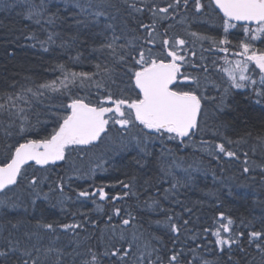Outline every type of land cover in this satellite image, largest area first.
<instances>
[{"label": "snow or ice", "instance_id": "6c2138e0", "mask_svg": "<svg viewBox=\"0 0 264 264\" xmlns=\"http://www.w3.org/2000/svg\"><path fill=\"white\" fill-rule=\"evenodd\" d=\"M71 3L75 10L72 21L77 35L70 41L61 39L58 47L67 51L78 44H86V40H79L81 29L93 37H100L98 46L91 49L96 54L95 70L74 71L69 63H57L53 71L59 75L55 79L36 81L26 78V83L11 85L13 91L0 93V264H69L66 257L71 258L70 264H104L105 259L109 264H197V261L199 264H242L241 259L235 258L237 252L243 257L250 255L253 248L259 257L258 264H264V214L254 218L261 224L257 230L253 220L241 218L236 225L231 216L218 212L217 219L212 221L218 227L202 229L203 233L211 232L215 237L214 248L206 249L213 259L197 255V250L205 247L203 242L185 251L180 235L182 230L191 231L188 227L191 221L180 213L175 216L168 214L172 210L163 208L159 200L149 198L151 202L146 201L147 210L159 209L164 213L163 220L153 223L171 233L172 247L167 248L161 237L141 231L142 225L134 223L137 217L116 206L128 197L139 198L135 190V175L128 177L127 181L117 180L113 185L77 192L82 207L91 199L96 210L103 212L104 207L97 202L98 197L99 201L111 202L113 214L121 218L120 225L111 227L112 236L102 252L79 241L74 242L70 252L66 245L58 244V230L79 236L76 230L84 227L82 223L36 219L33 224L19 213L16 218H9V214L17 212L22 205L24 212L28 213V206L24 204L25 194L30 199L33 212L39 199L49 201V192L58 189L63 195V177L56 182L55 188L49 183V192H43L41 186L49 177L37 173L49 172V166L57 162L67 163L73 151L83 153L105 142L115 145L117 155L121 152L135 153L133 161L144 168L147 158L153 155L154 141H175L177 149L181 146L189 148L197 146L194 138L199 135L202 138L198 151L217 163H240L241 175L251 180L252 185L256 184L258 175L259 189L264 190V48L258 49L254 45L258 40L264 43V0H169L164 7L158 6L154 0H71ZM17 6L23 8L25 19L37 25H55L59 18L56 12L51 11L52 7L59 10L58 6L50 4L49 0H39V3L36 0H0V8L5 11ZM181 9L185 15L177 20ZM146 12L150 13L151 23L138 18ZM189 13L194 18L204 17L206 22H214L218 29L222 28V34L218 31L217 36H208L185 29L191 40L176 34L169 35L175 25L168 23L165 26L161 22L185 24ZM117 20L121 24L119 35ZM130 23L136 27H131ZM158 28H163V33ZM230 29L242 30V38L235 44L229 38ZM141 32L145 35H140ZM28 38L36 39L35 35ZM59 38V32H49L47 39L39 43L47 52L49 48L45 45L55 44ZM205 42L209 44L207 49L203 48ZM197 44L201 53L215 50L225 54L220 59L224 61L221 71L226 80L224 84L211 82L219 92L218 100L205 94L210 82L207 75H193L187 71L188 67L200 69L204 74L209 71L203 63L206 61L203 54L199 58L202 63L195 62ZM233 47L237 50L231 52ZM229 54L239 59L229 60ZM68 59L72 63H81L83 53L77 52ZM212 63L215 66L216 62ZM117 69H120L119 73ZM117 75L127 77V81L121 79L118 85ZM114 86L119 89V95L113 91ZM74 88L86 94H74ZM233 90L248 93L247 99L258 106V113L252 115L248 110L233 108L229 103ZM49 94L63 97L67 102L56 105L55 111L51 110L53 106H49L46 113L38 110L44 99H51ZM206 101L216 103L217 112L213 116L224 113L225 109L236 112V115L231 121L220 120L209 126ZM42 116L45 118L41 119ZM257 118L262 130L255 136L246 128L240 131V125L247 126L250 120ZM49 123L52 125L50 130ZM230 133H236V138L233 139ZM205 135L209 139H203ZM167 154L174 155L173 149H168ZM257 154L261 163L253 159ZM163 156L164 152H161L157 160ZM173 164L180 167L175 160ZM96 168H101V165ZM96 168L90 169L91 175L95 174ZM29 169L33 170L30 178ZM182 170L187 174L186 181L173 175L171 165L161 166L164 176H172L170 187L163 190L165 200L174 190L192 181L189 170ZM84 176H89V173ZM213 176L215 178L214 173ZM116 185L123 191L115 195L105 191L106 187L115 188ZM248 196L255 202V187L241 198ZM59 203L61 211H64L63 200ZM260 203L264 204V201ZM184 212L191 214L192 209L185 206ZM122 213L126 216L122 217ZM80 214L88 219L86 213ZM108 220L111 221L112 216ZM22 227L23 232L20 231ZM117 227H120L118 238ZM195 238V235L189 237L193 241ZM188 253L192 254L191 259L186 258ZM248 264H257L256 257H252Z\"/></svg>", "mask_w": 264, "mask_h": 264}, {"label": "trees", "instance_id": "16d2710c", "mask_svg": "<svg viewBox=\"0 0 264 264\" xmlns=\"http://www.w3.org/2000/svg\"><path fill=\"white\" fill-rule=\"evenodd\" d=\"M36 2L39 3V0H36ZM154 2L158 6L164 7L169 2V0H154ZM49 3L58 6L59 9L57 10V7H52L51 9V11L56 12L59 17L56 20L55 25H37L33 21L25 19L23 15V8L20 6H17L10 11H5L0 8V93L13 91L11 85L14 83L17 85L26 83V78H32L36 81L55 79V77L59 75L58 72L53 71V68L57 63H69L74 71L90 72L95 70L93 65L97 62L95 58L96 54L92 53L91 49L93 46H98L101 38L93 37L91 33H86L85 30L81 29L82 34L79 35V40H86V44H78V46H75L67 51L59 48L58 45L60 44L61 39L70 41L72 36L77 35L76 26L72 21V16L74 15L75 10L72 8L71 0H49ZM178 12L179 20L182 16H184V11L181 9L178 10ZM190 17L194 18L191 14ZM77 18L82 19V17ZM138 18L142 19L144 23H151L150 13L146 12L143 17L138 16ZM172 22L173 21H164L161 23L167 26L168 23ZM115 23L117 26V34L119 35V29L121 27L120 21L117 20ZM130 26L136 27V25L132 23H130ZM186 26L181 24L180 30H177L176 33L173 31V27L170 30L169 35L176 34L184 37L187 40H191V37L186 35L185 29L189 31L193 30L188 28L189 24L186 23ZM197 30L200 33L206 35V30ZM158 31L163 33V28H158ZM49 32H59L60 38L56 40L55 44H46L45 47H48L49 51L45 52L41 48L39 41L46 40ZM139 34L145 35L142 32ZM31 35H35L36 39H29L28 37ZM236 37L237 35L234 32H232L229 36L233 43L236 42ZM203 45H205V43ZM195 51L198 54L200 49ZM77 52L83 53L82 62H70L68 59L69 56H75ZM119 72L120 69H117V73ZM198 74H200V69ZM121 79H123L125 82L127 81V77L121 78V76L117 75L118 85L120 84ZM94 91L95 90H93V92ZM113 91L119 95V89L117 87L114 86ZM73 93L79 95L86 94L85 91H82L78 88H74ZM49 95L51 96V99H44L43 104L38 106V110L46 113L49 106H53L51 110L55 111L56 105H59L62 102H67L65 98L56 94ZM244 95H248V93L245 94L244 92H233L229 97V103L233 108L237 109V111L248 110L250 114L256 115L258 113V106L253 107L249 103L247 104L244 101ZM214 112L217 111L213 110V113ZM235 115L236 112H232L230 109H225L224 113H217L213 123L210 124V126L218 123L220 120L231 121ZM44 118V116L41 117V119ZM33 121H35L34 116ZM51 126V123H49V130L51 129ZM245 128L247 130H251L254 136L262 130L261 122L258 118L250 120L247 126H239L240 131L245 130ZM230 134L233 136V139L236 138V133ZM113 135H115V132H113ZM194 139L197 141L196 147L183 148L181 146L179 149H177V142L175 141H169L165 143H161L158 140L154 141L153 147L151 148L153 155L147 158L144 168H140V166L133 161L132 157L135 155V153L130 155L128 152H126L124 154L118 155L115 157V167H113L111 170V180L109 181L107 176L110 174V168L107 164H105L104 174H97L100 172V169L103 166V162L100 161L99 163L101 168H99V170L95 173V175L99 177V180L96 177V180H94L93 183L90 181L89 183H91L90 185H93L94 189L95 187L102 185L116 184L117 180L127 181L128 177L135 175L137 177L135 190L139 193V198L128 197L125 200L120 201V203L125 206V209L132 212V214L137 217V220L134 223H136L138 226L142 225L140 230L146 231V234L151 233L155 236L161 237L167 248L172 247L171 233L167 232V230L163 227H158L155 223H153L155 220H163L164 213L160 212L159 209L155 211L147 210L146 201L151 202L149 198L159 200L163 208H170L172 210L168 214L175 216L177 213H180L184 219H189L191 221L188 225L191 231L185 232L182 230L180 235V241L185 245V251H187L188 247H195V244L203 242L205 247L198 249L197 255L207 259H213V256L206 249L214 248L213 241L215 240V237L211 235V232L206 234L203 233L202 229L204 227H218V224L214 226L212 221L217 219L218 212H224L226 215L231 216L235 220L236 225H239L241 218L245 219L246 221L253 220L254 227L259 230L261 228V224L259 223L258 219L254 218H258L264 214V204L260 203V201H264V190L259 189L258 175L256 184L252 185L251 180L241 175L240 163H234L230 165L222 161L224 165H222L221 168H223L224 171H221L220 167L215 171L206 169V172H199L195 177L194 182L199 181L201 182L200 184L206 186V188L200 189V192L194 191L186 193V197L183 196L185 193L183 194V192L180 191L179 198L167 204L165 200L161 198V194L164 190V186L161 184V166L168 167L171 165L173 170L176 167V165L173 164V160H175L179 165H181L180 167L182 169H188L191 171L196 169L199 162L205 158L207 164V158L209 156L198 151V144L201 140V137H195ZM105 145L106 142L99 144L97 147L83 153L73 151L68 158V162L81 161L84 155L86 157V155H89V153L93 150H97V155L102 154ZM168 149H173V156H175L176 153L186 152L189 154V158L180 160L179 158L174 157L175 159H173L168 154H166ZM161 152H164L166 156L162 157L160 160H157V157L160 156ZM253 159L256 160L257 163H261V157L259 154L253 157ZM65 164V162H61L60 164L49 166L50 171L47 173H37V175L46 174L49 177V180L41 186L43 192H49V183H51L52 187L55 188L56 182L61 177H63L65 180L64 190H82L81 187L88 184L87 181L86 183H80V180L76 177L66 178L65 166L67 164ZM213 173L215 174V178ZM28 174L30 178L33 174V170L29 169ZM145 181H148V183L145 184ZM242 184L249 185L250 187H241L240 185ZM253 187H255L257 191L255 202L251 196L241 198L244 193L252 191ZM105 191L108 192L109 195H115L117 192H122L123 189L119 185H116L115 188L106 187ZM58 194L59 190L57 189L54 192H49V201H44L42 198L39 199L37 201L35 212H33L30 199L25 194L24 204L28 206V213L24 212V207L22 205L21 208L17 210V212L10 213L9 218H16L17 213H19V215L31 220L33 224L35 223L36 219H43L46 222L57 221L58 223H82L84 227L76 230L79 233V236H76L72 232L64 234L58 230L60 234V240L58 241V244L61 246L66 245V250L69 252L75 246V241H79L84 245L92 246L94 249H97L101 252L104 251L105 245L112 236L111 227L113 225H120L121 218L116 217L113 214V206L104 207V211L101 212L97 211L95 208L90 209L91 205L88 204V202L91 201V199L87 200L85 202L86 204H84L82 207L76 197V203L71 201L65 205L63 204L64 211H61V204H54V201L60 199H56L55 197ZM96 199L99 203V198L97 197ZM175 201H180L181 203H176ZM104 203L109 202L102 201L99 204ZM116 206L120 207V205ZM185 206L192 209L191 214L184 212ZM72 213H76V215L73 216ZM80 213H86L88 219H85ZM109 216H112L111 221L108 220ZM123 216H126V213H122V217ZM180 222L182 223V221ZM120 227L116 228L117 238L120 232ZM20 231L23 232L24 228L22 227ZM127 231L130 235L131 228H129ZM193 235L196 237L195 241L189 239V237ZM205 237L207 238L205 239ZM113 242L116 241L114 240ZM44 243L46 244L47 240H45ZM157 246L159 247V245ZM179 247L180 245L178 244L177 248L179 249ZM252 257H256L258 264L259 257L256 254L254 248L250 250V255H245L243 257H241L237 252L235 258L241 259L242 264H248ZM186 258L191 259L192 254L188 253ZM65 259L70 264L71 258L66 257ZM104 264H109V261L105 259ZM197 264H199L198 261Z\"/></svg>", "mask_w": 264, "mask_h": 264}, {"label": "bare ground", "instance_id": "6f19581e", "mask_svg": "<svg viewBox=\"0 0 264 264\" xmlns=\"http://www.w3.org/2000/svg\"><path fill=\"white\" fill-rule=\"evenodd\" d=\"M244 96H245L244 97V101L247 104L249 103L251 106L256 107V105L251 103L250 99H247L248 95H244ZM217 100H218V98H217ZM205 104H206V111L208 113V124L210 126V124L213 123L214 118H215V116H213V110L217 111V107H216V103L213 102V101H206ZM203 139H209V137L207 135H205V136H203ZM114 149H115V145H110L109 144V145L105 146V148L103 150V153L101 155V160H100L101 162H103L104 168L102 166L103 170L101 168L100 172L97 173L98 175H103L104 171H105V164H107L109 166V168H110V174L107 176L108 181L111 180V176H110L111 175V170H112L113 167H115L114 160H115V157L118 156L117 154H115ZM124 153H126V152H121L119 155L124 154ZM166 154H167V152H166ZM166 154H164L163 157H165ZM169 156L172 157L173 159H175L174 157L179 158L180 160H181V158L182 159L189 158V154L186 153V152L176 153L175 156H173V155H169ZM222 165H224L223 162H220V163L217 164V162L212 160L210 157L207 158V164H206V158L204 160H201L199 162V164H198L196 169L189 171V173L193 177L191 182H188L186 184V186H184V187H179L177 190H174L169 195V198L167 200L164 199V193L162 192L161 198H163L165 200V202L168 204L169 202H172V201H174V200L179 198L180 191L183 192V194L185 193V195H183L184 197H186V193H189V192H194V191H196V192L199 191L200 192V189L206 188V186L200 184L201 182H199V181L194 182L195 181V177L198 175V173L199 172L200 173L206 172V169H208V170L211 169V170L215 171V170H218L219 167L221 169ZM172 172H173V175H175L176 177L180 178L182 181H186L187 180V174L182 170L181 167H179V168L175 167L172 170ZM160 175H161V180H162L161 184H162V186H164V189L169 188L170 184H171V181H172V176H164L163 173H161ZM96 177L99 180V177L96 176L95 174L91 175V176H85V177L79 178L80 183H86V181L88 182V184L82 186L81 189L82 190H84V189L93 190V185H90L91 183H89V181L93 183V181L96 180ZM164 181H167V182H164ZM79 190L80 189H74L72 191H69V190L65 189L63 195H61L59 193L58 195L55 196L56 199H58V198H60V199L57 200V201H54L55 202L54 204H57V203L59 204V201H61V200H63V202H64L63 204L64 205L69 203V202H71V201L73 202V200L75 201V198L77 197V192ZM100 202H102V201H99V203ZM103 202H105V201H103ZM88 204L91 205L90 209H93V208L96 209V206L91 201H89ZM102 205H103V207H112L113 206L111 202L104 203ZM117 205H120V207L122 209H125V206L122 205V203L119 202Z\"/></svg>", "mask_w": 264, "mask_h": 264}, {"label": "flooded vegetation", "instance_id": "af4514ba", "mask_svg": "<svg viewBox=\"0 0 264 264\" xmlns=\"http://www.w3.org/2000/svg\"><path fill=\"white\" fill-rule=\"evenodd\" d=\"M190 14L191 13L188 14V20L186 22L187 24H189L188 28H191L193 31H196V32H199L197 29L206 30V35H208V36H211V35L212 36H217V32L218 31L222 34V28L218 29L214 22H211V21L206 22L204 17L191 18ZM184 15H185V13H184ZM177 20H178V15H177ZM186 23L184 24L185 26H186ZM171 24L175 25L174 29H173V31L175 33L177 32V30H180L181 24L177 23L176 21H173ZM229 31H230V33L234 32L237 35L236 42L240 38H242V30L241 29H230ZM254 45L258 49L259 48H264V43H260L259 40L255 41ZM189 46H191V45H189ZM198 48L200 49V51H199V53L197 54V56L195 58L196 59L195 62L196 63H202L199 58H200L201 54H203V56L206 57V61H204L203 63L209 69L208 73H206V74L200 72V74L207 75V76L209 75L210 76V80H209L210 82L208 84V87H207V90H206L205 94L209 95V96H215V97L219 98V92L216 90V88L212 87V83L211 82H215L216 84H224V81L226 80V77L224 76V73L221 71V69L225 65H224V61L222 59H220V58L223 57L225 54L222 53V52H217L215 50H213V51H204L203 53H201L200 45H196L194 50H198ZM203 48H205V49L209 48L208 42H205V45H203ZM236 50L237 49L235 47H233L231 49V52H234ZM189 58H190V60L192 59L191 56H189ZM228 59L229 60H235V59H239V57H234L231 54H229L228 55ZM213 61L216 62L215 66L212 63ZM251 67L254 68V65H252ZM187 71L190 72L193 75H196V74L199 73V69L193 70L190 67L187 68ZM256 71H258V70H256ZM233 92L241 93L243 91L233 90ZM244 93L247 94L246 92H244Z\"/></svg>", "mask_w": 264, "mask_h": 264}, {"label": "rangeland", "instance_id": "374dc122", "mask_svg": "<svg viewBox=\"0 0 264 264\" xmlns=\"http://www.w3.org/2000/svg\"><path fill=\"white\" fill-rule=\"evenodd\" d=\"M199 49V48H198ZM203 75V74H202ZM209 80H210V76L208 75ZM209 84V83H208ZM113 132H115V130H113ZM197 137H201V136H196ZM109 145V143L106 142L107 146ZM99 153V152H98ZM101 155L99 154L97 155V150L96 151H91L89 153V155H84V157L81 159V161H77V162H67L65 165V171H66V178H82L85 177L84 174L85 173H89V176H91L90 174V169L96 168L97 165H100L99 161L101 160ZM83 166V167H82ZM99 170V168H96L95 173Z\"/></svg>", "mask_w": 264, "mask_h": 264}, {"label": "water", "instance_id": "95a60500", "mask_svg": "<svg viewBox=\"0 0 264 264\" xmlns=\"http://www.w3.org/2000/svg\"><path fill=\"white\" fill-rule=\"evenodd\" d=\"M58 163H60V162H57L56 164H58Z\"/></svg>", "mask_w": 264, "mask_h": 264}]
</instances>
